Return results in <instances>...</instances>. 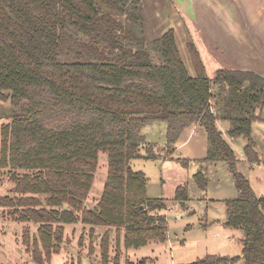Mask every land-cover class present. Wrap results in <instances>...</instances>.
<instances>
[{
    "label": "trees",
    "instance_id": "16d2710c",
    "mask_svg": "<svg viewBox=\"0 0 264 264\" xmlns=\"http://www.w3.org/2000/svg\"><path fill=\"white\" fill-rule=\"evenodd\" d=\"M192 45L194 75L181 59L174 30L153 31L143 0H0V167L12 183L0 195V207L14 220L36 225L35 235L23 234L34 261L60 252L67 224L88 225L91 235L93 227L105 228L101 264L109 262L111 231L120 242L114 264H120L121 248L166 241L160 211L167 200L150 197L145 173L129 164L157 158L139 154L143 145L152 147L142 128L164 122L171 154L187 128L200 126L206 153L199 161L227 165L238 192L224 200L222 225L241 232L240 255L206 254L187 264H264V195L257 196L236 169L238 158L221 129L245 140L249 165L261 162L257 149L264 144L254 125L264 122V76L221 68L209 77ZM101 152L107 177L88 207ZM193 178L205 191V172ZM172 201L187 209L186 185L175 189Z\"/></svg>",
    "mask_w": 264,
    "mask_h": 264
},
{
    "label": "rangeland",
    "instance_id": "374dc122",
    "mask_svg": "<svg viewBox=\"0 0 264 264\" xmlns=\"http://www.w3.org/2000/svg\"><path fill=\"white\" fill-rule=\"evenodd\" d=\"M232 4L237 8L236 14L234 6H232L233 10L229 9L231 8L229 0H143L145 12L156 34L159 35L169 28L174 30L177 48L188 72L191 75L195 74L188 48L189 44H193L200 59L202 58L205 73L209 77H213L217 69L235 67L230 54H261L264 48L262 43L255 41L254 50L251 53L247 52L246 47L250 48L251 44L246 46L248 37L240 5ZM255 65L263 66L260 57L255 58ZM3 111L6 112L4 109ZM4 120L1 119L0 124ZM158 126H161V123L154 122L152 128L144 126V134L153 142L159 143L162 140L165 142L163 128L160 129ZM202 132H204L203 129L198 126L191 141L186 143L187 145L176 143L172 154L166 145L149 147L148 150L142 147L140 152L145 154L154 151L157 153V158H135L130 161L129 164L133 170H141L145 173L148 179V194L155 197L162 193L161 195L168 200L166 209L160 212L166 215L169 242H151L137 250L127 249V252L139 253L135 262L142 256L152 260L149 264H187L206 254L240 255L241 232L226 231V228L220 226L221 220L226 217V208L222 199L235 197L238 193L235 178L229 167L219 164L218 173L210 168L211 172L205 174L206 190L201 192L192 175L202 171L201 164H188L184 167L177 161V158H194L203 154L200 150ZM259 134L262 138L259 139V144L262 145L264 129L260 130ZM238 149L239 146L236 144V152H239ZM257 150L261 163H264V150L261 148ZM244 166V162L236 163V169L239 171L244 170ZM259 172L261 173L260 170ZM242 174L247 179H250L249 176L252 175L248 171ZM257 176L260 178L262 175ZM106 177L107 155L101 152L88 201H86L88 207L95 205L101 195ZM11 185L9 175L0 167V195L7 194ZM179 185H186L193 199L189 201L190 209L193 211L189 214L183 212L180 206L172 201L174 190ZM252 187L257 194L261 191L256 182ZM200 196L206 197L207 204ZM211 199L212 201L209 202ZM7 211L9 210L0 207V264H101L99 245L104 229L96 235L94 231L91 235L88 226L85 227L81 223L65 225V240L61 244L60 252L52 254L47 262L37 263L32 259V248L27 247V241H23L24 231L35 235L36 225L14 220ZM30 241L29 239L28 244L32 246ZM117 241L120 244L119 238L112 231L108 264H114L113 255ZM119 251L120 264H125V261L133 258L123 257L122 248ZM124 258L126 259L123 262Z\"/></svg>",
    "mask_w": 264,
    "mask_h": 264
},
{
    "label": "crops",
    "instance_id": "0c3cea01",
    "mask_svg": "<svg viewBox=\"0 0 264 264\" xmlns=\"http://www.w3.org/2000/svg\"><path fill=\"white\" fill-rule=\"evenodd\" d=\"M231 2L232 3H238L240 5L242 17L244 19V23H245V27H246V34H247V37H248L246 46L248 44H251V47L250 48H248V46L246 47L247 52L248 53H251L254 50V46L253 45L255 44L254 43L255 41H257L259 43H262L263 46H264V0H229V4L231 5V8H229V9L233 10L232 9V6H234V5ZM226 9L228 10V8H226ZM235 11H237V8L236 7L234 8V13L236 14ZM230 57H232L233 63H235V67L233 66V68H231V69H237L238 68V69H243V70H251V71H254V72H256V73L264 76V48H262V53L261 54H230ZM257 57H260L261 58V60L263 61V66L260 67L258 65H255V58H257ZM159 123H161V126H158V127L160 129L163 128V133H164V136H165V134H166V124L164 122H159ZM146 126H148L149 128H152L154 126V123L149 124V125H146ZM197 127H198V125H193V126L187 128L182 133L180 139L176 143H179V145H183V144H186L189 141H191V139L195 135L194 132L197 131ZM263 127H264V122H257L254 125V130H255V133H256L258 142H259V139L261 138V136H260L259 133H260V130H263L264 129ZM199 128L202 129L200 126H199ZM221 129L223 131V134L225 136V139L227 140V142H229L230 146L232 147L233 151L235 152L236 156L238 157L237 164L239 162H244L245 163V166H244L245 169L244 170L242 169L241 172L248 171V173H252V175L249 176L250 179L248 178V181H249L251 187L256 182V184L259 186V189L261 191L258 192V194L256 193L255 190H254V192H255V194L257 196H263L264 195V163H261L260 162L259 164L249 165L247 163V161L245 160L244 155H243V152H242V147L245 144V140L242 139V138H239V139H236V140L235 139H232V138L228 137L224 133L225 132V127L224 126H221ZM144 130H145V127L142 128V133L143 134H144ZM262 141H264V140H262ZM147 142L151 143L152 144V147L153 146L155 147V146H158V145L165 146V142L163 140L161 142L157 143V142H153V141H151L150 139L147 138ZM236 144H238V146H239V149H238L239 152H236V150H235ZM200 146H201L200 147V150H201V152H203V154L200 155V156H196L194 158L193 157L192 158H187L189 160V164H191V165L201 164L202 171L205 172V174H208L209 172H211L210 171V168H213L214 169V172L218 173L217 172V168L219 167L218 166L219 164H221V166H223V167H226L227 166V165L222 164V163H208V162H201V161H199V159L202 158V157H204L205 156V153H206V138H205V133L204 132H202L201 135H200ZM142 147H145V148L148 149L150 146L143 145ZM142 147L140 148V150L142 149ZM140 150H139V154L142 157L145 156L146 153L143 154L142 152H140ZM152 153L157 155V153H155L154 151ZM259 170L261 171V173L259 172ZM260 174L262 176L259 178L257 175H260ZM219 179H220V177L218 178L217 182L219 181ZM148 188H149V186L147 184V194L149 193ZM252 189H253V187H252ZM161 194L162 193L158 194L155 197L165 198ZM174 194H175V190H174ZM150 197H152V196H150ZM200 198L203 199V201H205V203L207 204L206 197L204 198V196H200ZM165 199H167V198H165ZM191 200H193V199L189 195V201H191ZM222 200H225V199H222ZM210 201H212V199L209 200V202ZM167 202H168V200H167ZM187 204H188L187 205V209L184 210L183 212H186L187 214H189V213H191L193 211L190 209V203L188 202ZM223 221H224V219L221 220L220 226L222 228H225L222 225V222ZM205 223L206 222H204V224ZM204 224H202V225H204ZM84 226L86 227L88 225H84ZM90 228L91 227L88 226V229H90ZM93 229H94L95 235H96V233L103 231V229H105V228H102V227H93ZM229 230L230 229H226V231H229ZM111 233H112V231L110 232V234ZM165 242H167V243L169 242L168 232H167V239H166ZM121 247H122V244H121ZM134 250H137V249H134ZM127 251L128 250H126V249H122V252L124 253L123 254V257H125V256H131V257H133V258H130L129 259L131 261H134L135 258H138L137 257V254H139V253L136 252L137 254H133V253L127 252ZM144 257H147V256H144ZM144 257L142 256V258H144ZM125 259L126 258L123 259V262H124ZM149 260H151V259H149Z\"/></svg>",
    "mask_w": 264,
    "mask_h": 264
}]
</instances>
